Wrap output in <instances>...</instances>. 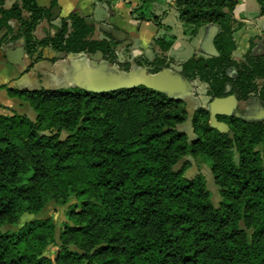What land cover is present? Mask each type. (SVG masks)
Wrapping results in <instances>:
<instances>
[{"label": "trees", "instance_id": "obj_1", "mask_svg": "<svg viewBox=\"0 0 264 264\" xmlns=\"http://www.w3.org/2000/svg\"><path fill=\"white\" fill-rule=\"evenodd\" d=\"M160 1L141 0L132 11L165 29L153 41L154 59H135L151 72L175 63L167 52L177 35L155 13ZM238 1L173 0L190 39L207 24L219 26V55L194 54L180 64L186 78L205 84L210 101L229 94L246 100L252 93L264 99L258 83L264 51L250 48L242 59L233 57L234 33L241 26L234 16ZM257 1L264 15V0ZM4 2L0 30L7 31L1 42L22 39L30 66L47 58L50 48L66 54L101 51L121 70L131 69L129 61L118 59L119 41L95 38L96 26L86 16L71 13L54 33L38 37L36 28L51 17L50 7L15 0L7 8ZM6 88L36 117L4 113L0 102V264H264V120L219 116L229 126L222 132L210 125L206 107L190 116L185 102L143 85L101 93ZM187 121L192 135L183 129ZM189 157L210 164L218 205L202 172L186 176ZM72 199L61 243L52 218L5 229L19 224L23 213L39 214L51 202ZM53 245L54 258L47 254Z\"/></svg>", "mask_w": 264, "mask_h": 264}, {"label": "crops", "instance_id": "obj_2", "mask_svg": "<svg viewBox=\"0 0 264 264\" xmlns=\"http://www.w3.org/2000/svg\"><path fill=\"white\" fill-rule=\"evenodd\" d=\"M14 1L5 0L4 6L8 8ZM53 1L49 0V4H41L37 0L39 5L50 7L51 13L50 18H45L38 24L35 31L38 37L54 33V27L60 24L62 17L77 13L91 19L93 25L96 26L95 38L111 35L102 28V25L111 26L122 32L123 39L118 40L117 46L118 59L119 61H129L132 64L131 68L136 63L135 59L150 60L149 56L152 52L155 57L153 41L157 36L165 33V29L159 27L154 21L137 19L133 15V9L139 5L141 0H56L57 4L51 6ZM154 11L157 15H161L162 23L170 25L172 32L177 35L176 42L167 52L168 57L175 61L173 64L175 69H181L180 64L194 54L209 56L205 50L208 47V39L214 31L213 24L203 26L199 33L190 39L183 34V27L173 0L156 2ZM167 13L172 14L174 24L166 22ZM234 16L241 26L234 33L237 48L233 57L237 60L242 59L250 48L254 53L263 52L264 15L260 14L258 1L239 0L234 10ZM11 24L17 26L16 20H13ZM20 48L24 49L22 39L12 42H1L0 40V102L4 106L1 109L4 113L17 112L16 107L27 105L21 99L9 95L6 87L37 89L58 85L66 78L69 69L76 67V63L73 62L75 58L82 55L81 53L64 56L63 53H56L47 48L44 51L47 58L30 66L31 59L26 53L22 56ZM52 57H58V59L53 62L50 60ZM28 67L29 70H27ZM235 72V68L229 69L230 74ZM196 82L206 89L205 84L194 80V91Z\"/></svg>", "mask_w": 264, "mask_h": 264}, {"label": "water", "instance_id": "obj_3", "mask_svg": "<svg viewBox=\"0 0 264 264\" xmlns=\"http://www.w3.org/2000/svg\"><path fill=\"white\" fill-rule=\"evenodd\" d=\"M89 24L93 25L91 19H87ZM102 28L110 33L116 40H122V32L108 25H102ZM214 29L212 35L208 39V47L205 52L209 56H217L219 52L215 45V39L219 32V26L212 25ZM7 28L0 30V40L3 38ZM20 52L25 55L23 48ZM65 56L66 53H63ZM150 61L154 59V52L149 56ZM76 63L75 68L69 69L68 75L63 81L48 89L80 87L89 91L101 93L113 91L119 88H132L137 86H146L163 93L174 99L181 100L186 103L185 109L190 116L194 115L198 108L203 107L200 101L195 99V91L193 80L186 78L181 69L164 68L158 72H151V67L143 64L134 63L133 67L124 71L117 65L103 58V53L99 51L96 54L82 53L80 57L73 61ZM95 62V63H94ZM237 97L234 94L217 97L209 101L204 106L210 112V125L222 132L229 129L227 123L218 119L219 115H235L242 117L239 112H235L237 107Z\"/></svg>", "mask_w": 264, "mask_h": 264}, {"label": "rangeland", "instance_id": "obj_4", "mask_svg": "<svg viewBox=\"0 0 264 264\" xmlns=\"http://www.w3.org/2000/svg\"><path fill=\"white\" fill-rule=\"evenodd\" d=\"M41 4H49V0H38ZM168 18L166 19L167 23L174 24V19L172 14L167 13ZM177 56V55H175ZM117 65V64H116ZM118 66V65H117ZM175 66V65H174ZM119 67V66H118ZM195 99L198 101H204L207 102L208 99L205 97V92L206 89L200 85L198 82L195 83ZM20 99V98H19ZM23 101V100H22ZM16 111L20 112L21 114H27L31 119H35L36 117V112L34 109L27 103L24 107H16ZM183 129L190 133L191 135L193 134V128L191 125L190 121H187L183 125ZM191 161V166L189 169L186 171V176L187 177H194L197 173L202 172L207 180V184L209 189L212 192V200L213 202L218 205L219 202L221 201V196L219 192V188L217 187L214 177L210 168V164L205 162L202 159H195L192 157H189ZM76 200L72 199L68 204L62 205L58 204L55 202H51L47 205V207L39 214H30V213H23L21 215V219L19 224L17 225H8L5 227V229L9 230H16L23 224H25L28 221H31L33 219L37 218H52L54 223L56 224V237H57V242H60L59 235H60V227L64 223H70L69 217H68V210L69 206L74 203ZM58 251V245H53L47 252V254L54 258Z\"/></svg>", "mask_w": 264, "mask_h": 264}, {"label": "flooded vegetation", "instance_id": "obj_5", "mask_svg": "<svg viewBox=\"0 0 264 264\" xmlns=\"http://www.w3.org/2000/svg\"><path fill=\"white\" fill-rule=\"evenodd\" d=\"M230 75L232 77H236L237 72L232 73ZM258 83L260 85V88H262L264 86V78L259 79ZM205 97L208 100L210 99L207 94V90L205 92ZM237 100L238 102H237V107L235 109L236 110L235 112H239L242 115L244 120L249 121V122L264 120V99L260 96L259 93H252L250 97L246 100H239L238 98ZM200 103L204 107L209 103V101L204 103V101L201 100ZM219 116H229V115H219Z\"/></svg>", "mask_w": 264, "mask_h": 264}]
</instances>
